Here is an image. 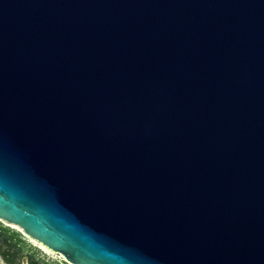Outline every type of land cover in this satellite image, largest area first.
<instances>
[{"label": "water", "instance_id": "water-1", "mask_svg": "<svg viewBox=\"0 0 264 264\" xmlns=\"http://www.w3.org/2000/svg\"><path fill=\"white\" fill-rule=\"evenodd\" d=\"M0 220L68 264H264V0H0Z\"/></svg>", "mask_w": 264, "mask_h": 264}, {"label": "rangeland", "instance_id": "rangeland-1", "mask_svg": "<svg viewBox=\"0 0 264 264\" xmlns=\"http://www.w3.org/2000/svg\"><path fill=\"white\" fill-rule=\"evenodd\" d=\"M32 240L21 228L0 220V250L10 248L12 253H16L17 263L29 264L33 260L38 264H68L59 254L54 253V257L47 255ZM0 264L8 263L0 256Z\"/></svg>", "mask_w": 264, "mask_h": 264}, {"label": "trees", "instance_id": "trees-1", "mask_svg": "<svg viewBox=\"0 0 264 264\" xmlns=\"http://www.w3.org/2000/svg\"><path fill=\"white\" fill-rule=\"evenodd\" d=\"M18 236V235H17ZM20 241V240H19ZM7 243L10 244V241H8ZM0 255L4 258V260L8 263V264H19L17 263V256L16 253H12L11 249H7L6 251H2L0 250ZM21 264V263H20ZM29 264H38L37 262L31 260V262H29Z\"/></svg>", "mask_w": 264, "mask_h": 264}, {"label": "bare ground", "instance_id": "bare-ground-1", "mask_svg": "<svg viewBox=\"0 0 264 264\" xmlns=\"http://www.w3.org/2000/svg\"><path fill=\"white\" fill-rule=\"evenodd\" d=\"M37 246H39L47 255H50L52 257H54V253L50 250H48L46 247H44L43 245L39 244L38 242H36L35 240H32Z\"/></svg>", "mask_w": 264, "mask_h": 264}, {"label": "flooded vegetation", "instance_id": "flooded-vegetation-1", "mask_svg": "<svg viewBox=\"0 0 264 264\" xmlns=\"http://www.w3.org/2000/svg\"><path fill=\"white\" fill-rule=\"evenodd\" d=\"M1 256V255H0ZM2 257V256H1ZM4 259V258H3ZM5 261V260H4ZM7 263V262H6Z\"/></svg>", "mask_w": 264, "mask_h": 264}]
</instances>
